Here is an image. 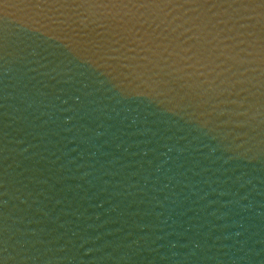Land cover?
Returning <instances> with one entry per match:
<instances>
[{
  "label": "water",
  "instance_id": "1",
  "mask_svg": "<svg viewBox=\"0 0 264 264\" xmlns=\"http://www.w3.org/2000/svg\"><path fill=\"white\" fill-rule=\"evenodd\" d=\"M52 16L0 0L5 264H264L259 72L242 93L252 111L224 138L149 83L112 73ZM112 38L117 55L172 63Z\"/></svg>",
  "mask_w": 264,
  "mask_h": 264
},
{
  "label": "snow or ice",
  "instance_id": "2",
  "mask_svg": "<svg viewBox=\"0 0 264 264\" xmlns=\"http://www.w3.org/2000/svg\"><path fill=\"white\" fill-rule=\"evenodd\" d=\"M28 3L30 7L52 12V22L75 33L78 43L90 48L112 73L149 83L170 104L192 116L195 123L224 138L231 133L223 129L231 127L239 117L247 118L256 103L252 97L242 95L255 79L252 73L259 72L264 88V0H28ZM113 34L132 43L141 40L157 54L163 49L172 63L165 62L161 67L160 62L147 56L117 55L120 50L113 46ZM242 44L247 47L242 48ZM6 47L7 37L0 26V61L4 60ZM178 64L185 67L178 68ZM257 64L258 69L254 67ZM259 103V114L264 116V93ZM6 252L0 232V264H5Z\"/></svg>",
  "mask_w": 264,
  "mask_h": 264
}]
</instances>
